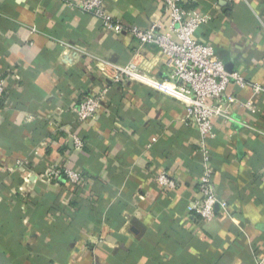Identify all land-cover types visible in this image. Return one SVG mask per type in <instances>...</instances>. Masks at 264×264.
Here are the masks:
<instances>
[{"label":"crops","instance_id":"obj_1","mask_svg":"<svg viewBox=\"0 0 264 264\" xmlns=\"http://www.w3.org/2000/svg\"><path fill=\"white\" fill-rule=\"evenodd\" d=\"M195 7L211 19L194 37L212 44L226 70L264 84V0H199ZM106 8L127 27L164 19L159 0H106ZM137 43L127 30H103L68 0H0V73L8 88L0 106V264L264 258V93L227 86L238 102L229 119L216 118L206 145L218 199L213 218L202 220L188 210L200 196L204 158L184 106L139 83L110 82L94 60L126 63ZM140 53L165 76L155 48ZM105 86L101 108L79 123L75 99ZM249 101L251 110L241 104ZM57 163L81 171L84 183L73 188L41 176ZM161 172L174 188L158 184Z\"/></svg>","mask_w":264,"mask_h":264},{"label":"built area","instance_id":"obj_2","mask_svg":"<svg viewBox=\"0 0 264 264\" xmlns=\"http://www.w3.org/2000/svg\"><path fill=\"white\" fill-rule=\"evenodd\" d=\"M199 0H159L164 19L153 22L147 29L136 26L127 27L114 17L106 8V0H68V5L83 14L95 18L103 30L120 32L127 30L138 42L132 58L123 64L95 58L98 69L112 83L132 81L147 86L153 91L168 96L184 106V119L194 123L199 131V146L203 152V172L198 181L200 196L188 206L202 220L214 216V206L218 196L212 182V170L209 166L208 141L214 136L213 125L216 118L229 119V107L238 102L234 95H227L230 83L238 87L248 84L255 93H264V84H250L240 71H228L224 63L216 56L214 47L194 37L196 30L210 21L211 16L195 7ZM62 46L78 56H87L81 47L60 41ZM151 46L157 50L159 63L165 68V76L152 72L149 62L141 60L140 50ZM15 77V76H14ZM15 78L19 79L18 76ZM6 78L0 73V100L7 95ZM108 87L98 93L86 94L76 98L71 112L75 119L83 124L93 118L106 99ZM241 104L252 109V103ZM33 116H28L31 121ZM75 147L81 149L82 141L73 136ZM264 180V168L262 170ZM41 176L46 180H64L69 187H77L85 181L84 174L69 166L57 163L46 168ZM156 180L162 187L172 189L174 180L165 172L157 175ZM264 258L255 264H263Z\"/></svg>","mask_w":264,"mask_h":264},{"label":"trees","instance_id":"obj_3","mask_svg":"<svg viewBox=\"0 0 264 264\" xmlns=\"http://www.w3.org/2000/svg\"><path fill=\"white\" fill-rule=\"evenodd\" d=\"M1 104H2V102H1V100H0V106H1Z\"/></svg>","mask_w":264,"mask_h":264},{"label":"water","instance_id":"obj_4","mask_svg":"<svg viewBox=\"0 0 264 264\" xmlns=\"http://www.w3.org/2000/svg\"><path fill=\"white\" fill-rule=\"evenodd\" d=\"M226 69H228L227 66H226ZM229 70H230V68H229ZM230 71H231V70H230Z\"/></svg>","mask_w":264,"mask_h":264}]
</instances>
